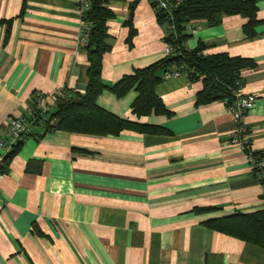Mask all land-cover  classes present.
Listing matches in <instances>:
<instances>
[{"label":"crops","instance_id":"crops-1","mask_svg":"<svg viewBox=\"0 0 264 264\" xmlns=\"http://www.w3.org/2000/svg\"><path fill=\"white\" fill-rule=\"evenodd\" d=\"M79 1L0 0V134L14 120L30 122L36 93L49 111L62 92L86 94ZM108 1L115 18L102 80L114 86L166 58V31L149 0ZM255 1L256 38L245 36L241 17L218 27L197 21L184 48L203 44L207 57L256 63L240 92L256 97L244 125L252 152L264 154V0ZM203 89L186 75L165 77L155 92L170 117L134 116L136 92L99 98L103 110L164 134L96 137L31 125L0 178V264H264L263 249L205 225L264 210V189L247 152L231 143L227 104L198 105Z\"/></svg>","mask_w":264,"mask_h":264},{"label":"trees","instance_id":"trees-1","mask_svg":"<svg viewBox=\"0 0 264 264\" xmlns=\"http://www.w3.org/2000/svg\"><path fill=\"white\" fill-rule=\"evenodd\" d=\"M164 1L169 2L171 17L154 4H151V7L159 23L165 27L167 37L164 41L172 46L173 54L146 69L136 70L114 86H107L102 80V67L104 57L111 51L108 23L115 15L108 7V0H91V9L84 18L85 23L92 27L88 45L85 47L89 63L87 92L85 95H69L65 91V96L59 98L55 109L44 116L37 114L34 104L31 125L42 126L46 132L63 131L96 137H119L125 131L164 134V130L118 118L100 108L98 100L105 92L113 94L118 99H124L130 93L136 92L137 98L131 107L134 116L140 119L152 115L170 117V113L155 91L163 83L166 75L183 71L188 73L192 82L203 83L204 89L198 96V105L205 106L223 101L227 107L233 106L242 88L243 72L256 69V63L249 59L231 58L228 55L207 57L204 55L206 47L203 44L195 51L188 52L184 48L190 37L187 29L191 23L197 21H205L211 27H218L226 18L241 17L248 21L243 29L245 36L254 39L257 37L256 28L260 24L257 19L259 11L257 1L183 0L180 4L174 0ZM134 35L132 29L131 37ZM27 137L15 147L7 161L20 151ZM247 154L253 157L257 164L264 162V154L251 155L248 151ZM254 175L264 187V169L259 171L257 168ZM211 211L214 210H198L196 213ZM205 225L218 233L264 250V210L236 214L210 221Z\"/></svg>","mask_w":264,"mask_h":264},{"label":"built area","instance_id":"built-area-1","mask_svg":"<svg viewBox=\"0 0 264 264\" xmlns=\"http://www.w3.org/2000/svg\"><path fill=\"white\" fill-rule=\"evenodd\" d=\"M177 4H180L183 2V0H174ZM150 4H154L157 6L159 10L165 11L170 14L171 17V11H170V5L168 1L164 0H149ZM91 9V0H80L78 3V13L80 17L82 18L84 22V32L82 35V39L80 40L81 47H86L88 45L91 29L92 27L90 24L85 23L84 18L87 12H89ZM174 27L172 28L173 31ZM190 34L195 35V31H191ZM167 35L165 36V38ZM173 54V48L171 45L165 43V56L169 57ZM182 75L189 76L187 72H175L173 74L166 75V78H180ZM65 96V93H61L58 98H63ZM35 99V105H36V112L40 115L44 116L49 112L48 105L46 103V97L42 93H36L34 96ZM256 102V97H248L245 98L241 95V92L237 94V101L233 106L228 107V110L230 114L233 117L234 123L236 125V130L232 134V144L240 146L244 151L250 152L252 155L254 152H252V149L250 147V140L249 135L247 134V131L245 129L244 121L246 118V115ZM33 119V115H32ZM31 126V123L29 121L25 120H14L8 124L6 127V130L3 134H0V178L4 177V169L7 162V158L10 154H12L15 150V147L18 146V144L22 143L24 140V137L27 136L29 133V128ZM248 155V154H247ZM249 160L251 164L253 165L254 170L259 169V171H262L264 169V162H260L257 164L253 157L249 156ZM261 176L259 177V180H261ZM262 186V185H261ZM263 187V186H262ZM264 189V187H263Z\"/></svg>","mask_w":264,"mask_h":264}]
</instances>
